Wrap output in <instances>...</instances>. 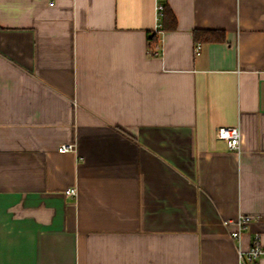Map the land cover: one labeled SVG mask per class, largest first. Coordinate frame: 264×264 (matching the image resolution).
<instances>
[{
  "label": "crops",
  "instance_id": "0c3cea01",
  "mask_svg": "<svg viewBox=\"0 0 264 264\" xmlns=\"http://www.w3.org/2000/svg\"><path fill=\"white\" fill-rule=\"evenodd\" d=\"M255 236L264 0H0V264H237Z\"/></svg>",
  "mask_w": 264,
  "mask_h": 264
},
{
  "label": "built area",
  "instance_id": "2783aa9c",
  "mask_svg": "<svg viewBox=\"0 0 264 264\" xmlns=\"http://www.w3.org/2000/svg\"><path fill=\"white\" fill-rule=\"evenodd\" d=\"M157 20L158 23L154 28L153 34H158L161 32V24L159 20L162 16L163 6L158 4L156 6ZM153 36L150 35L148 39V54L150 56H156L159 54V45L158 43L153 42ZM199 46L196 47L198 49ZM216 137L220 140H223L228 149L232 151H239L241 143V133L237 127H220L216 131ZM76 148L74 144H62L58 148V152H75ZM64 194L68 197H75L77 195V190L75 188H67L64 191ZM250 216H239L235 221L237 225V230L231 233L233 239H239L241 230L245 227L247 222L251 219ZM261 257H264V247L260 244L258 236H255L251 242L250 247L246 251H238V262L237 264H252L254 261H257Z\"/></svg>",
  "mask_w": 264,
  "mask_h": 264
},
{
  "label": "trees",
  "instance_id": "16d2710c",
  "mask_svg": "<svg viewBox=\"0 0 264 264\" xmlns=\"http://www.w3.org/2000/svg\"><path fill=\"white\" fill-rule=\"evenodd\" d=\"M164 12H163V23L165 25L166 22H170V25L174 26V17L172 14L164 7ZM168 22V23H169ZM217 32L212 31V30H195L193 32V37L195 40H205V41H221V34L218 33V35H215Z\"/></svg>",
  "mask_w": 264,
  "mask_h": 264
}]
</instances>
